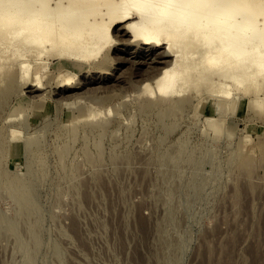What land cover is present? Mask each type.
Listing matches in <instances>:
<instances>
[{
  "label": "rangeland",
  "instance_id": "374dc122",
  "mask_svg": "<svg viewBox=\"0 0 264 264\" xmlns=\"http://www.w3.org/2000/svg\"><path fill=\"white\" fill-rule=\"evenodd\" d=\"M115 46L106 72L89 67L60 94L51 60L41 78L53 76L50 86L23 87L0 104V264H264V111L219 113L197 92L182 109L142 108L147 96L137 92L154 72L141 64L145 52L133 47L144 54L134 60ZM78 100L102 115L79 121ZM242 156L260 164L251 177L238 167ZM15 178L35 208L20 205Z\"/></svg>",
  "mask_w": 264,
  "mask_h": 264
},
{
  "label": "bare ground",
  "instance_id": "6f19581e",
  "mask_svg": "<svg viewBox=\"0 0 264 264\" xmlns=\"http://www.w3.org/2000/svg\"><path fill=\"white\" fill-rule=\"evenodd\" d=\"M115 45L134 60L145 54L141 64L154 72L149 77L152 81L146 79L137 92L147 96L139 98L142 108L182 109L191 102V92H197L215 99L213 106L219 113L231 108L243 112L248 105L264 111V0H0V104L4 106L9 96L23 87L37 92L49 84L53 76L47 83L41 78L53 65L51 60L57 61L54 66L64 83L60 94L89 67L92 72H106L103 68L110 58L108 52ZM133 47L145 53L136 51L133 55ZM137 62L130 61L134 65ZM95 97L97 101L102 96ZM75 108L79 121H91L101 113L93 104L80 100ZM15 111L20 114L21 107ZM106 121H98L100 128L106 127ZM205 121L216 135L221 134L218 119L208 117ZM21 122L22 127H29L28 120ZM76 130L72 127L68 132L71 139H75ZM17 134L13 133L14 137ZM240 140L244 147L251 141L249 135ZM251 156H242L237 162L250 177L260 169ZM9 183L18 191L20 205L35 208L33 192L23 178ZM236 198L240 199V194Z\"/></svg>",
  "mask_w": 264,
  "mask_h": 264
}]
</instances>
